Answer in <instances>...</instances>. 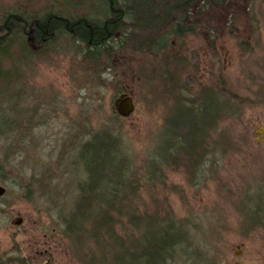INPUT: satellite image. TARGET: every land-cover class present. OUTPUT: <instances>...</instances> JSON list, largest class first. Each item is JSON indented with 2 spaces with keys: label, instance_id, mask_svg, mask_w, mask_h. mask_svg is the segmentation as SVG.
Segmentation results:
<instances>
[{
  "label": "rangeland",
  "instance_id": "rangeland-1",
  "mask_svg": "<svg viewBox=\"0 0 264 264\" xmlns=\"http://www.w3.org/2000/svg\"><path fill=\"white\" fill-rule=\"evenodd\" d=\"M59 2L0 0V15L9 9H57ZM102 5L103 0H69L62 6L93 13ZM220 10L210 11L213 30L199 23L194 33L174 38L173 57L117 53L110 70H100L98 83L79 48L67 41L19 64L15 82L0 81V185L5 188L0 264H87L92 239L70 242L63 219L75 204L76 184L84 179L76 143L88 133L108 134L135 180L149 164L160 174V181L148 183L141 174L139 184L149 188H142V201L135 205L159 216L172 213L185 224L187 255L195 260L168 264H264L261 219L247 225L261 214L255 212L254 187L264 188V0H231ZM166 56L178 73L173 90L160 71ZM0 63L8 70L6 60ZM118 88L134 102L127 117L115 111ZM206 89L226 99L232 110L207 140L213 150L208 174L191 185L183 168L160 163V153L173 141L170 124L182 120L185 108ZM102 248L95 253L99 258L111 254Z\"/></svg>",
  "mask_w": 264,
  "mask_h": 264
},
{
  "label": "trees",
  "instance_id": "trees-1",
  "mask_svg": "<svg viewBox=\"0 0 264 264\" xmlns=\"http://www.w3.org/2000/svg\"><path fill=\"white\" fill-rule=\"evenodd\" d=\"M59 1L57 9L52 6L34 12L26 8L22 11L9 9L0 15V60H6L10 65L8 70L0 67V81L8 79L15 82L19 64L34 56L44 57L56 48L57 41H67L79 48L78 56L98 83L100 70L104 66L112 67L110 62L117 53L124 55L129 51L151 56L166 52L173 57L175 51L170 47L174 38L181 40L183 36L194 33L199 23L213 30L214 18L210 11L220 10L231 2L103 0L98 11L87 13L81 8L63 7V3L69 0ZM32 29L35 39L29 35ZM167 56L164 64L160 63V71L171 88L178 73L174 71V65L171 66V61H167ZM114 92L115 95L121 93L119 88ZM200 96L203 97L192 102V107L185 108L178 103L188 110L187 114L175 126L170 124L169 135L173 141L160 153L164 159L160 163L171 162L183 168L191 185H197L195 181L208 174V165L212 162L207 156L213 150L207 140L222 116L230 115L232 110L229 102L218 93L206 89ZM174 99L178 100L177 95ZM88 135V139L76 143L84 162L85 175L76 184L75 204L66 215L67 219H63V232L70 242L80 244L84 241L80 240L82 237L92 239L89 251L92 254L87 264H168L177 262L178 258L187 261L190 258L189 262H193L195 256L187 255L190 238L183 233V222L172 213L159 216L149 213L146 208L139 210L135 205V202L142 201V188H149L139 184L143 177L141 174H144V183L157 180V177L160 181V174H155L149 164L138 176L140 181L138 178L135 180V172L122 159L118 160L115 144L106 136L108 134ZM221 143L220 139V149ZM1 170L2 166L0 175ZM2 179L3 175L0 176ZM254 188L258 189L254 193L259 207L255 206V212L259 210L261 214L247 225L252 226L261 219L259 226L264 231V188ZM101 246L111 254L105 258L95 255ZM86 252L88 254V250Z\"/></svg>",
  "mask_w": 264,
  "mask_h": 264
},
{
  "label": "water",
  "instance_id": "water-1",
  "mask_svg": "<svg viewBox=\"0 0 264 264\" xmlns=\"http://www.w3.org/2000/svg\"><path fill=\"white\" fill-rule=\"evenodd\" d=\"M114 106L116 113L121 117L129 116L134 110V102L131 96L126 93L119 94L118 97L114 100ZM5 192V188L0 185V195ZM20 220H17L16 224H18ZM46 264V262L44 263Z\"/></svg>",
  "mask_w": 264,
  "mask_h": 264
},
{
  "label": "flooded vegetation",
  "instance_id": "flooded-vegetation-1",
  "mask_svg": "<svg viewBox=\"0 0 264 264\" xmlns=\"http://www.w3.org/2000/svg\"><path fill=\"white\" fill-rule=\"evenodd\" d=\"M29 35L31 38L35 39V31L33 29L29 32Z\"/></svg>",
  "mask_w": 264,
  "mask_h": 264
}]
</instances>
